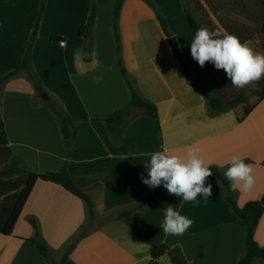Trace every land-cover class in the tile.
Returning a JSON list of instances; mask_svg holds the SVG:
<instances>
[{
  "label": "crops",
  "instance_id": "crops-1",
  "mask_svg": "<svg viewBox=\"0 0 264 264\" xmlns=\"http://www.w3.org/2000/svg\"><path fill=\"white\" fill-rule=\"evenodd\" d=\"M155 2L178 39L183 59H175L155 12L143 0H125L119 17L123 64L141 95L157 106L159 117L135 119L122 143L114 145L104 120L130 102L129 88L116 65L115 0H47L33 43V68L48 94L79 121L73 150L66 153L55 115L24 73L1 87L0 118L12 153L34 173L56 172L68 162L73 181L95 202L96 219L89 223L84 200L59 185L39 180L13 234H0V264H48L29 241L36 232L31 220L57 260L86 227L87 235L65 264H172L168 255L153 260L151 246L160 244L179 247L189 263L196 261L200 249V264H237L243 256L246 230L215 174L206 182L213 186L209 199L199 195L196 202L181 204L182 198L165 190L162 200L138 218L141 239L123 221L93 226L98 219L129 209L147 195L150 187L141 180V175L147 177L144 164L153 152L165 147L182 159L187 158L190 148H197L199 158L222 173L232 156L248 160L255 185L250 191H238L237 205L243 208L264 194V100L241 123L242 105L211 115L203 95L188 84L182 63L198 80L213 72L212 63L202 68L192 58L191 41L202 25L222 27L208 11H193L189 6L187 14L181 0ZM39 4L40 0H0V77L21 67ZM92 5L96 10L93 50L90 59H84L87 70L81 73L77 70L78 53H83V33ZM249 41L255 51L264 52V35ZM97 74L104 77L99 84L92 79ZM222 74V81L210 87L221 96L251 92L264 80L239 89L232 86L224 71ZM169 205L194 221L182 236L165 237L160 228L162 209ZM255 240L264 247V213ZM253 264H264V260Z\"/></svg>",
  "mask_w": 264,
  "mask_h": 264
},
{
  "label": "trees",
  "instance_id": "trees-1",
  "mask_svg": "<svg viewBox=\"0 0 264 264\" xmlns=\"http://www.w3.org/2000/svg\"><path fill=\"white\" fill-rule=\"evenodd\" d=\"M143 1L155 12L164 34L168 38H171L173 33L169 21L159 5L155 0ZM124 2L125 0H115L113 8V32L116 40V65L129 88L130 102L126 108L114 112L104 120L107 134L114 145L122 143L126 129L135 119L141 116H147L152 119H158L159 117L157 106L141 95L135 79L129 74L123 64L119 17ZM46 3L47 0H40L39 8L35 15L33 34L28 42L21 67L0 77V89L8 80L16 77L20 73H24L33 85L36 95L43 100L45 106L55 115L61 130L63 144L68 154L73 150L74 143L79 135V121L73 120L63 107L48 94L38 74L34 70L32 62L33 43L43 18ZM181 3L185 12L188 14L189 10L184 0H181ZM210 10L217 17L221 27L228 33L238 36L241 42L249 41L258 34L264 35V19L260 20L258 27L250 28L218 17L217 12H215L211 6ZM242 12H246V10L242 8ZM95 19L96 10L95 6L92 5L83 33V53H87L85 60L90 59L93 50ZM182 69L188 84L199 91L205 98L211 115L219 116L242 105L243 115L238 118V122L241 123L255 107L264 100V80L253 90L254 102L248 104V93L221 96L210 89L216 82L222 81L224 75L222 74L223 70L215 69L203 80H198L192 69L186 63H182ZM244 161L245 163H249L248 160ZM7 164H11L12 169L0 172V234L4 236H11L13 234L20 214L33 187L39 180L59 185L74 196L84 200L88 206L89 223L95 221V202L84 189L73 181L69 174L68 162L66 161L64 166L56 172H47L43 174L34 173L24 164L20 157L12 153L3 121L0 118V168ZM211 170L213 174L221 180L225 189V198L238 217L240 224L246 230L244 254L237 264H253L255 260H264V247H261L255 240V231L264 213V194L259 200L250 201L243 208H240L237 205L238 191L233 192L230 190L228 180L218 167H211ZM13 176L16 177L13 179ZM165 190L163 185L155 189L150 188L147 195L140 202L129 209L108 215L105 217V221H123L130 226L135 236L141 239L142 234L138 218L149 206L159 203L162 200ZM31 224L36 232L29 241L34 245L39 254L46 259L48 264H65L79 240L87 235L86 227H83L81 233H79L77 238L69 245L64 255L57 260L53 256L51 248L41 238L37 230L36 222L31 220ZM164 255H168L172 264H200L203 256L202 249H200L196 261L194 263H189L179 247H170L166 244L151 246V256L153 260H158Z\"/></svg>",
  "mask_w": 264,
  "mask_h": 264
},
{
  "label": "clouds",
  "instance_id": "clouds-1",
  "mask_svg": "<svg viewBox=\"0 0 264 264\" xmlns=\"http://www.w3.org/2000/svg\"><path fill=\"white\" fill-rule=\"evenodd\" d=\"M191 56L200 67L212 63L217 70H223L235 88H245L264 78V52H257L251 41H243L235 34H230L223 28L209 29L200 26L191 41ZM80 60L77 70L81 73L87 70L84 62L87 53H78ZM99 64L98 60H93ZM97 84L104 79L103 74L92 77ZM197 148H190L187 158L169 154L168 148L155 151L150 160L144 164L147 177L141 175L142 182L150 188L161 185L169 195L182 198V202H196L197 197L209 199L213 194V186L207 183L213 176L211 165H206L199 158ZM228 167L223 172L229 182L231 191H250L255 185L252 175V164L245 163L244 159L232 156ZM206 185V186H205ZM163 220L160 228L165 237L182 236L192 226L194 221L182 215L175 206L169 205L162 209Z\"/></svg>",
  "mask_w": 264,
  "mask_h": 264
},
{
  "label": "rangeland",
  "instance_id": "rangeland-1",
  "mask_svg": "<svg viewBox=\"0 0 264 264\" xmlns=\"http://www.w3.org/2000/svg\"><path fill=\"white\" fill-rule=\"evenodd\" d=\"M190 1L189 4L188 0H184L187 8L190 6L193 11L197 8L200 11H208L219 25L220 23L210 10V6L217 12L218 17L250 28L258 27L260 20L264 19V0H196L199 3H195L192 0ZM242 8H244L246 12H242ZM175 59L177 58L175 57ZM248 99V104L254 102L255 98L253 96V91L248 92ZM7 169H12L11 164L2 166L0 172ZM15 177L16 176H13V179ZM103 222H106L105 217L98 219L93 226H99L103 224Z\"/></svg>",
  "mask_w": 264,
  "mask_h": 264
},
{
  "label": "water",
  "instance_id": "water-1",
  "mask_svg": "<svg viewBox=\"0 0 264 264\" xmlns=\"http://www.w3.org/2000/svg\"><path fill=\"white\" fill-rule=\"evenodd\" d=\"M168 46H169L171 52L173 53V55L177 59H179V60L183 59V56H182V53L180 50V46H179V42L175 36L168 39Z\"/></svg>",
  "mask_w": 264,
  "mask_h": 264
}]
</instances>
